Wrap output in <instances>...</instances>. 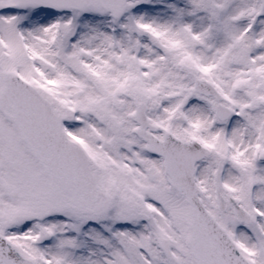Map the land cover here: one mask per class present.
<instances>
[{"label": "snow or ice", "instance_id": "6c2138e0", "mask_svg": "<svg viewBox=\"0 0 264 264\" xmlns=\"http://www.w3.org/2000/svg\"><path fill=\"white\" fill-rule=\"evenodd\" d=\"M0 264H264V0H0Z\"/></svg>", "mask_w": 264, "mask_h": 264}]
</instances>
